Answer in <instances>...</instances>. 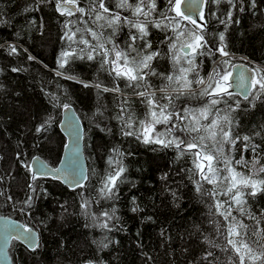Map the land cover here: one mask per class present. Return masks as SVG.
I'll return each mask as SVG.
<instances>
[{"label": "trees", "instance_id": "16d2710c", "mask_svg": "<svg viewBox=\"0 0 264 264\" xmlns=\"http://www.w3.org/2000/svg\"><path fill=\"white\" fill-rule=\"evenodd\" d=\"M59 2L0 0V215L20 220L40 236L34 250L12 241L13 264H239L229 239L243 240L257 254L264 251V191L251 195L250 188L243 189L244 203L237 205L231 199L233 193L224 194L229 184L224 178L229 173L223 159L214 162L219 179L208 183L194 165L200 148L145 143L140 121L150 119L149 108L142 102L147 97L137 95L155 93L154 99L169 104L167 112L173 113L168 123L154 125L153 139L179 137L193 142L197 137L195 143H203L213 155L212 142L199 140L206 132L182 129L191 120L189 113L198 114L206 107L209 115L201 119L203 125L217 114L227 115L232 138L240 139L235 145L224 143V155L235 172L255 173L254 178L264 179V172H256L264 165V90L256 85L245 100L237 95H201L214 69L221 75L229 73L237 61L251 64L258 79L264 76V0H206V26L199 28V24L176 18L180 28L175 31L171 19L175 12L169 0H155L156 8L147 17L133 15L140 0H128L131 8H118V0H103L108 13L99 8L100 0H77L64 6L72 10L71 16L61 14ZM149 2L144 0L145 10ZM98 13L104 19L97 20ZM115 13L120 23L113 29L107 20ZM125 18L144 23L146 36L140 39ZM157 22L161 27H156ZM88 28L102 33L103 40L110 38L130 60L158 52L144 70L157 75L129 81L116 76L102 55L93 53L95 58L88 60L90 48L79 42L83 37L96 44ZM181 31L198 32L206 43L196 52L185 53L183 45L190 41L178 36ZM66 33L75 35L69 39ZM132 35L137 39L133 41ZM222 45L228 56L217 51ZM64 52L69 55L63 57ZM113 58L114 54L108 57ZM190 60L193 70L187 79L192 83L180 95L181 85L175 77L181 68L190 67ZM200 78L204 84L196 82ZM212 99L219 102L211 105ZM64 105L74 107L84 126L88 178L76 189L50 178H33L30 169L35 156L52 166L60 162L66 143L60 130ZM177 112L188 119L178 118ZM221 126L229 127L223 121ZM244 136L251 139L244 141ZM252 146H257L255 152ZM255 159L259 164L253 167ZM119 166L125 171L116 189L111 196H103V179ZM218 201L223 205L220 209L216 208ZM85 202L87 207H82ZM105 222L107 227H101ZM237 222L247 227L237 229L239 236L230 235L229 229ZM245 264L253 262L246 259Z\"/></svg>", "mask_w": 264, "mask_h": 264}, {"label": "snow or ice", "instance_id": "6c2138e0", "mask_svg": "<svg viewBox=\"0 0 264 264\" xmlns=\"http://www.w3.org/2000/svg\"><path fill=\"white\" fill-rule=\"evenodd\" d=\"M77 0H61V2L57 3V9L61 12L62 15L66 14L71 16L72 10L64 7L68 4H76ZM183 0H169V4L171 6V11L175 12V17L171 18L172 21H174L173 24V30H177L180 28L179 20L176 18H180L186 21H189L193 25L197 24V21L192 18V15H186L185 11L181 10V4ZM202 0H188L187 3V11L189 13L195 12L196 6H198L199 3H201ZM144 4V0H140V3H138L134 10L133 15H143L145 17L149 16L150 13L155 10L156 4L155 0H150L147 10L142 7ZM118 8H131L132 5L128 3V0H118L117 3ZM99 8L103 10V13H108L109 9L105 7L103 0H100L99 2ZM79 11L83 12V9H79ZM103 13H98L96 15L97 20L104 19ZM164 20H169L167 16L163 17ZM200 19H203V14L201 13ZM230 19V14H229ZM125 21L130 24L131 27L135 28L140 33V39H143L144 36H146V25L141 22L133 23L131 21H128L127 18H125ZM120 23V15L119 13H115L112 15L110 19L107 20V25L113 29H115V26ZM167 27L168 25H164ZM156 27H161V22L156 23ZM199 28H203L204 25H197ZM77 32L80 31L79 28L76 30ZM87 32H89L92 36V38L96 41V44H92L90 40L81 37L80 43H82L85 46H88L90 48V51L87 54L88 60H93L95 57L93 53L102 55L104 60V63H111L113 65V71L115 72V75L118 77H124L129 81H143L146 76L148 75H157L154 70L151 72H145V69L150 68V62L159 55L158 52H152L151 54L144 55L142 57H132V59H129V54L125 53L121 50H118L117 46L112 44L111 39L103 40L102 33H97L93 31L91 28L87 29ZM68 36L69 39H72V37L75 35V33H72L71 35H68V33L65 34ZM178 36L186 37L190 42L183 45V47L191 49L192 52H196L198 48H201L204 46L206 41L204 40V36L198 32H188L185 33L183 31L178 33ZM133 41L137 39L136 35H132L130 37ZM220 40H224V35H220ZM106 44H112L111 48L106 47ZM146 47L151 48V44H147ZM171 47H175V44H172ZM226 45H222L220 48L217 49L223 56H228V52L225 50ZM12 52H15L16 49L13 47ZM84 49H81V52H83ZM110 54H114V58L109 60L108 57ZM63 57H67L69 55L68 52H64ZM139 55V54H138ZM32 59V57H29ZM121 61L123 63H121ZM178 62V60H177ZM190 67L188 68H181L180 74L175 77V80L177 83H180L181 87L180 89H177L180 95L184 94V90L189 89L191 86L192 81L187 79V73L189 71H192L191 67V60L189 61ZM61 67L64 66L63 63L60 65ZM15 71V69H14ZM214 73V74H213ZM213 73L209 74L208 77V83L206 87L203 88L201 95H208V96H216L220 97L222 95H231L229 92L230 85L227 84L232 74L225 73L221 75L219 72H216L215 69L213 70ZM167 79L169 81L173 80L172 76H168ZM199 84H204L203 78H200L196 81ZM252 86L255 87L256 85H259L260 89L264 90V76H262L258 80H253ZM235 84L237 87L244 88L245 87V77L243 73L239 74L235 78ZM139 84L137 83V85ZM99 87V85H97ZM108 89H105L107 91ZM114 91H118V89H113ZM137 95L141 97H147L146 102L149 108L148 116L150 117L147 121H140L142 133H143V139L145 143H157L162 145L163 147H171L175 146L176 148H180L181 145H186L188 149H194V148H200V151H197L195 153L196 159L194 160L195 168L199 171L202 179L206 180L208 183H216V181L219 179V169H217L214 166V162L221 158L223 159L225 170L229 173L228 177H225L224 179L229 181L228 187L226 192L224 193L227 195L228 193H233L231 196V199L237 204V205H243L244 200V192L243 189L250 188L251 189V195H255L259 191H264V179H256L254 178L255 173L252 175L245 176L242 173H237L235 170L231 167V160L224 155L223 151V145L224 143H230L232 145H235L236 140L240 139L239 136H237L235 139L231 136V120L227 115L225 116H219L217 114V118L213 119L210 124L203 125L200 123L201 119H206L209 115V109L203 108L199 111L198 114L196 113H189L191 115V120L188 125L185 126L182 131H187L190 133H199V132H206L207 136H199V140L203 142L205 139H208L212 142V148L214 149L216 155H213L211 151H205V146L203 143L197 144L195 143V140L197 137H193V142H186L179 137H174L173 139H162L159 136L153 139V137L150 135L151 132H154V125L155 124H166L168 123L173 116L172 112H167V109L169 107V104H159L155 99V93H148V92H138ZM247 98V97H245ZM171 102V101H170ZM219 101L217 99L211 100V105L217 104ZM65 108H68V105H64ZM185 113H188V110H184ZM178 118L185 120L188 119V115H181L179 112L176 113ZM221 121H223V124L225 126H229L227 130H225V127L221 126ZM128 126H131V117H129ZM43 127V125L41 126ZM37 131H40V128L37 129ZM171 130H169L170 134ZM126 135H132V132L125 133ZM219 135L220 139H217V136ZM256 135H259V133H256ZM251 138L248 136H244V141H249ZM245 147H248V145H245ZM257 146H252V151H256ZM183 154V153H182ZM110 163H113V161H110ZM119 163L118 161L116 162ZM237 164L242 163V161H236ZM256 164H259V160L255 159L253 161V167H255ZM125 171V169L122 166L117 167L113 172H110L102 181L103 186L100 189V192L103 196H111L114 192V190L117 187V182L121 179L122 173ZM207 172V174H206ZM256 172H264V165H261L258 169H256ZM71 175L75 176L76 171L73 169ZM199 190V189H198ZM234 190V191H233ZM216 193H209V195H215ZM82 207H87V203L85 202ZM223 207V205L218 201L216 203V208L220 209ZM240 211L243 212V207L240 208ZM223 214V213H222ZM104 216L108 217V213H104ZM231 213H227L225 218H228ZM110 218V217H109ZM259 223V222H258ZM101 227H107V223H103ZM247 226L237 222L233 224V226L229 229L230 235L233 236H239L240 232L237 230L238 228H246ZM228 244L232 246V248L235 250V252L239 256V264H245V260L252 261L253 264H255L256 261H261V264H264V251H261L257 254V252L246 242L243 240L237 241L234 239H229ZM264 247V246H262Z\"/></svg>", "mask_w": 264, "mask_h": 264}, {"label": "water", "instance_id": "95a60500", "mask_svg": "<svg viewBox=\"0 0 264 264\" xmlns=\"http://www.w3.org/2000/svg\"><path fill=\"white\" fill-rule=\"evenodd\" d=\"M188 0H183L181 10L186 15H192L197 24L206 26L204 19H200L203 14L206 0L196 6L195 12L189 13L187 9ZM185 53L191 49L183 48ZM232 76L227 82L231 95H237L242 99H248L255 89L252 86L253 80H258L256 69L245 61H237L231 68ZM243 73L245 77V87H237L235 78ZM247 97V98H245ZM63 108L60 130L66 138L60 162L56 166L50 165L40 156H35L30 164L33 178H50L61 182L69 189H76L83 186L88 178V164L84 150V126L81 118L72 105ZM73 169L76 175H71ZM13 240L20 242L29 250L36 249L40 244V236L37 230L26 226L20 220L8 215H0V264H13L9 254V249ZM85 264H95L87 262Z\"/></svg>", "mask_w": 264, "mask_h": 264}]
</instances>
